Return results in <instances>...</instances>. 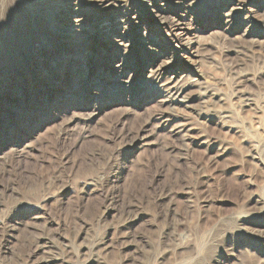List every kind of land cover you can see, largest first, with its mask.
Listing matches in <instances>:
<instances>
[{"label": "rangeland", "instance_id": "374dc122", "mask_svg": "<svg viewBox=\"0 0 264 264\" xmlns=\"http://www.w3.org/2000/svg\"><path fill=\"white\" fill-rule=\"evenodd\" d=\"M188 2L181 41L143 24L191 62L183 83L202 77L190 97H221L214 121L169 106L133 35L127 55L74 61L56 37L21 42L0 7V264H34L44 239L66 264H264V0Z\"/></svg>", "mask_w": 264, "mask_h": 264}, {"label": "bare ground", "instance_id": "6f19581e", "mask_svg": "<svg viewBox=\"0 0 264 264\" xmlns=\"http://www.w3.org/2000/svg\"><path fill=\"white\" fill-rule=\"evenodd\" d=\"M0 1L1 10L6 9V5L9 4L6 12H9L10 21H12L11 27L13 25L17 31L18 28L21 31V42L24 44L28 43L30 40L27 37L29 33L32 34L33 32L35 43H42L47 41V39L50 40L56 37L65 47V55H69L74 61L81 59L84 53L93 55L94 52L92 51L98 49L100 46H104L110 54L113 53L117 56L119 53L125 52L127 55L131 50L125 40L133 35L131 39H133L132 41L135 40L134 44L136 47L141 48V55L147 53L158 57L161 65L158 69L159 71L155 74L154 80L164 82L162 87L167 89L170 95L169 98H171L169 106H174L178 103L185 108H191L195 99L201 107L199 116L211 113L212 115L206 116V120L208 121H214V118L221 117V115L216 114L215 105L216 102L221 101V97L212 94L211 90L207 87H199L203 93L198 94L194 98L190 97L189 91L192 87L200 86L197 83L202 80V77L197 75L196 78L187 80L188 83H183L185 82L183 80L189 76V65L191 62L182 61L175 52L171 51L170 46L165 47L150 40L148 36L150 30L147 29V25L143 24L144 22L148 24L153 21L158 28L161 26L168 28L170 35L174 37L175 41H181V38L185 37L188 32L186 18L194 11L192 10L194 4L189 3V0H47L46 2H41L39 5L28 4L26 0ZM174 6L177 10L172 12L173 18L168 19L169 17H166L163 12H168L169 7L174 8ZM23 12L24 14H29L27 19H25ZM14 33L13 36L15 38ZM156 44L157 47L155 46ZM116 58L114 56L113 60L116 61ZM79 62H76L78 63L76 74L80 76L85 71L83 69L84 63ZM119 66L125 67V63H121ZM119 66L116 65L113 68H118ZM49 68L51 69L49 71L52 73L54 68ZM83 78L81 82L88 84L92 76L87 74ZM14 93L12 91L10 95ZM21 105L22 100L20 98L14 99L13 107H20ZM186 127V125L181 126L183 130ZM260 213H264V207ZM242 220L244 223L254 224V215L244 216ZM42 241L43 243L37 253V257L47 253L50 256L40 259L36 257L34 258V264H66L61 256L54 255L51 250L52 242L50 240L44 239ZM111 248L107 244L106 251H109ZM126 249L135 253L138 252L139 247L135 242H129L126 245ZM44 250L48 252H43ZM172 251L177 252L179 249L175 248Z\"/></svg>", "mask_w": 264, "mask_h": 264}]
</instances>
